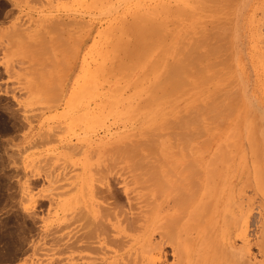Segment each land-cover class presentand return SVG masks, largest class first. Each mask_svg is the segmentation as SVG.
I'll list each match as a JSON object with an SVG mask.
<instances>
[{"label": "rangeland", "instance_id": "obj_1", "mask_svg": "<svg viewBox=\"0 0 264 264\" xmlns=\"http://www.w3.org/2000/svg\"><path fill=\"white\" fill-rule=\"evenodd\" d=\"M145 156L166 163V185L139 184ZM185 160L209 166L201 186L183 184L214 203L202 207L212 224L198 230L209 253L198 264H264V0H0V264L93 263L102 254L70 247L93 229L92 193L180 221L168 165ZM121 245L109 247L125 264H148ZM164 253L159 263L175 264Z\"/></svg>", "mask_w": 264, "mask_h": 264}, {"label": "bare ground", "instance_id": "obj_2", "mask_svg": "<svg viewBox=\"0 0 264 264\" xmlns=\"http://www.w3.org/2000/svg\"><path fill=\"white\" fill-rule=\"evenodd\" d=\"M171 7H173V6H171ZM196 7H198V6H196ZM169 9H170L169 11H170V14H171V11L172 10H171L170 7H169ZM195 9L198 10V8H195ZM175 12H178L179 14L181 13V11H178V10H175L174 11L173 10V13H175ZM167 13H169V12L167 11ZM172 14H171V16H172ZM181 15H183V13ZM185 15H188V14H185ZM180 19H182V18H180ZM73 21L74 22H77L78 20H76V21L73 20ZM79 22H80V20H79ZM58 23L61 24V25H63L65 27V29L68 28L69 26H71L70 25V22L69 21H66L64 19H63L62 22L59 21ZM75 24H78V22L75 23ZM191 28H192V26H191ZM190 31H192V30H190ZM190 31H188L187 33L189 34ZM168 33L169 32L167 31L166 35H168ZM170 34H172V33H170ZM170 34L168 36H170ZM186 36H188V35H186ZM197 44H198V41H197ZM193 46H194V44L191 45V47H193ZM177 48H179V47H177ZM177 48L174 49L175 51H173V53H176L177 54L176 51H179V50H176ZM187 50H189V49H187ZM187 50L185 52L186 55H188V53H189L188 56H191V55L194 54L191 51L190 52L192 54H190V52H188ZM180 54H181V52H180ZM182 55L183 56L185 55L184 52H183ZM193 56L197 57L196 55H193ZM184 58H187V61L190 62L189 59H188L189 57H187V56L185 57L184 56ZM182 59L183 58L181 56L180 60L181 61H184L185 60V59L184 60H182ZM53 60H55L54 57H53ZM177 60H179V59H177ZM190 60H191V62L193 61L192 59H190ZM188 62H187V64H188ZM180 63L182 64V62H180ZM192 63H194L193 64L194 67L198 65V64L196 65L194 61ZM197 63H198V61H197ZM187 64L185 63V65H187ZM178 66L177 67H176V65L174 66V67L178 68V69H176L177 72H179L178 70L180 68V66L179 67ZM182 66H183V64H182ZM187 66H188L189 69H190V66L192 67V65H190V64H188ZM52 68H54V66ZM168 69L171 70V68H168ZM180 69H183V67H181ZM174 70H175V68H174ZM193 70H192V72H193ZM171 71L170 72H167V74L169 73L170 76L171 75H174V76L176 75V79H178V80L179 79L181 80V78H180L181 73H182V75H185L186 74V73H184V71H182L179 74H176L177 72L174 74L175 71H173V70H171ZM190 71H189V74L192 73ZM43 73H45V72H43ZM47 76H48V74H47ZM174 76H171V77H174ZM35 77H36V75H35ZM188 77L186 78L187 81H188ZM190 77H191V75H190ZM41 78H43V77H40V79ZM182 78H183V76H182ZM37 79H39V78H37ZM37 79H33V81H35V82L32 81L31 85L29 84L27 87L34 85L33 88L31 89V90H34V88H38L39 86H42L41 84H43L42 81H44V80H40L41 81L40 82L39 80L37 81ZM173 79H171V81L169 80V82H173V84H174V81L175 80L172 81ZM184 81H186V80H184ZM30 82H31V80H30ZM169 84H170L169 86H171L172 83H169ZM180 84H182V83H179V85ZM186 84L187 83H185V86H186ZM177 85L178 84H175V86H177ZM172 86L175 87L174 85H172ZM182 87H184V86H182ZM177 88H180V86H177ZM47 89H49V88H47ZM175 89H176V87H175ZM51 90L52 89H50V91ZM44 91H46V90H44ZM52 91H54V90H52ZM230 91H234V94L235 95L238 92V91H235V90H232V89ZM54 104H55V102H54ZM184 134L185 133H183L182 135H184ZM191 134H192L191 139H195V137L196 138L198 137V136H196L197 134H196L195 131H193ZM255 144L257 145V143H255ZM227 155H229V154H227ZM141 157H139V159L142 161L144 158H141ZM138 160H136V161L138 162ZM151 160H152L151 163L150 162L147 163V157H146L145 158V163H143V164L141 162H140V164L138 163L140 166L141 165L144 166V167H140L139 166L140 168L138 167V164L137 163H135L136 165L134 164V162L131 163L132 165L130 164L133 167L134 166L138 167L137 170H141L143 168L142 169L143 171L141 170L142 173L145 170H148L147 172H150L149 176L147 175L148 173L146 171H145L146 173L144 172L149 177V179H148L145 174L142 175L140 173L141 171L137 172V170H135L136 171L135 175L137 173H140V176L142 175L141 177L138 178L140 180L139 181L140 182L139 184L143 183V186H144L145 183H146V186H144L145 188H147V186L151 185L150 182H151V180H153V182H151L152 183V186L151 187L149 186V190H152L150 188H153V185L155 187H157V185H159L162 181H164L162 179L158 180L159 179L158 175H159V173L161 171H165L166 170V169L163 170L164 165L166 164L165 162H161V164H159L160 161L158 163L157 162L158 161L157 159L156 160L155 159H150L149 161H151ZM185 161L186 162H176L175 163L176 166H177L176 169L175 168H171V166H173L171 164L168 165V167H169V169H174V170H178L179 171L178 172L179 175H180L179 176V179H180V181H181L182 184H183V182H185L186 180H188V181H190L192 183H196L197 182L198 186H201L203 184V181H201L202 180L200 178L201 177V172H199V170L203 169V175H204L205 172H206V169L209 168V166L208 167L207 166L201 167V166L196 165L193 161H188V160H185ZM162 163L163 164L165 163V164L162 165ZM133 169H135V168H133ZM158 170H160V171H158ZM137 177H134L135 180H136V182H138ZM167 177L168 176H166V178ZM140 178L141 179L144 178V180L142 179L143 181L141 182V179ZM163 178L165 179V176ZM145 179H147V181ZM147 182L149 184H147ZM167 182L170 185L169 191L167 192V194H168V196H172L173 198H176V199L179 198L180 199L179 203H180L181 209L179 210V214L183 216V219L186 218V221L185 222H182L183 219H181L180 221H178V219H177V222H176V218L178 216V211L176 213L177 215H174L173 214L169 218H167L165 222L162 221V216L160 214V211H161L160 206L158 208H149V209H147L145 211H142V212H134L133 211V207L130 204L131 205V208H130L131 211L122 210L120 208L119 203H118L116 193L113 192V190H111L109 192V195L104 194L103 192H99L97 194L96 193L95 194L92 193V195L89 198H87V200H88V202L90 203V206H91V209L90 210L92 211V214H91L90 221H91V224L93 226V229L91 231H89V232L88 231L84 232V234H81L80 236H77L75 234L74 237H73V241L70 242L71 243L70 244V247L73 248L74 251L80 249V250L89 251V252L95 253V254H102L99 257H96L93 260V263H91V264H118V263L121 264L120 261H122L125 264V262H124L125 261L124 260L125 259L124 256H126L128 253H126V252L119 253V251H117V250L110 249L109 245H114L115 246L118 243L119 244H122V245H125V242H130V243L133 244V246H135L134 249H136L137 252L139 251L141 253L142 258L141 257L140 258L142 260H147L148 261V264H160L159 262L162 263V260H164L163 257L166 256V254L164 253V246L167 245V246H170L171 247L172 252H173V254L176 257L175 264H198L199 260L200 261L203 260L202 256H204V253L206 252L201 247H199L200 245L205 244L204 240H203L204 243L203 244H200L198 246V244H199L198 241L201 240V239H203V238H201V239L198 240V230L200 229V227L202 226L203 223L207 224V223H209L211 221V218L210 217H205V218L203 217L204 214H206V216H208L207 213L210 210L208 212H206L207 207H205L206 210H203L204 208H202V207H204L203 206L204 204H206V206H207V203L209 204V206H213L212 204H214V203L212 202V204H211L209 202V201L212 200L211 199L212 198L211 197L212 194L209 196V198L211 197L209 200H207L208 198H206V200L204 199L205 201H204V204H203V201L201 199L200 200L198 199L199 198V194H200V187H198V190H194L193 188L189 187L187 184H183V185L180 184L179 188L176 190V188L173 187V186L175 184H178L179 185V182H175V179L172 180L171 178H169V180L167 178ZM162 183H165V185H166V182L165 181L162 182ZM165 185H164V187L166 188ZM208 192L210 194L211 190L208 191ZM213 192H215V191L213 190L211 193H213ZM220 192H217L216 195H215L216 196V200H215L216 203H215L214 206L217 208V209H215L216 213L221 208V204L222 203H220V202H222V200L224 202V196ZM207 195H208V193H207ZM215 196L213 195V199H214ZM130 202H131V200H130ZM209 206H208V208H210ZM228 207L230 208V206H228ZM200 210H202V214H201V211ZM73 213H76V208L75 207H74ZM214 217L217 219L216 216H214ZM226 217H228V218L230 217L229 219H227V221L230 220L229 222H231L232 217L231 216H228V214H227ZM225 221H226V219H225ZM210 223L212 224V221ZM192 231H194V233L196 232L195 236H193ZM130 232H136V233H135V235H132V233H130ZM157 233L159 234L160 240L154 242L153 239H152V237L155 234H157ZM200 233H199V236L201 237ZM243 236L244 237L246 236V232L243 233ZM217 249H218V247H217ZM215 250H216V248H215ZM109 253L112 254V255H108ZM133 253H135V250H134ZM216 253H217V251H216ZM207 254H209V253H207ZM107 256H109L111 258V261H108V260L105 259ZM214 256H215V254H214ZM119 257H121V258L119 259ZM216 257H218L217 254H216ZM140 262H141V260H139V263ZM242 262L245 263V261H242ZM139 263L137 262V264H139ZM244 263H242V264H244ZM143 264H145V263L143 262Z\"/></svg>", "mask_w": 264, "mask_h": 264}]
</instances>
